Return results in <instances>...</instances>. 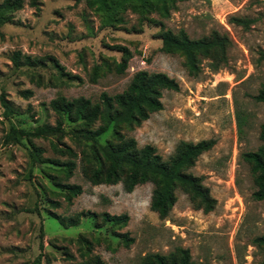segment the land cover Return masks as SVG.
<instances>
[{
    "label": "rangeland",
    "instance_id": "rangeland-1",
    "mask_svg": "<svg viewBox=\"0 0 264 264\" xmlns=\"http://www.w3.org/2000/svg\"><path fill=\"white\" fill-rule=\"evenodd\" d=\"M21 8L0 23V264H141L153 253L169 254L187 248L195 264H264V200H255L250 165L242 154L255 151L264 123V102L254 95L264 85V0H186L176 3L168 18H149L127 8L111 25L89 0H21ZM3 0H0V4ZM252 19L248 28L230 18ZM183 29L189 38L226 34L231 44L217 69L211 57L199 56L197 76L187 73L184 56L160 51V33ZM123 48L131 54L123 73L115 72ZM21 56L15 65L12 56ZM40 59L24 64V56ZM95 65L99 77L91 81ZM139 70L163 72L179 83V90L162 91V109L138 126L121 131L150 144L167 159L180 141L214 138L188 172L201 177L216 205L204 212L180 188L166 218L149 207L153 184L146 182L127 192L121 182L93 185L91 168L81 154L90 148L72 140L76 125L62 119L64 135L26 136L36 126H55L58 115L49 101L83 96L100 102L101 93L114 95L127 88ZM30 91V93H26ZM100 122H96V128ZM13 129L17 137L13 136ZM112 127L101 135L103 142ZM70 147L72 157L53 148ZM40 148L39 159L31 152ZM76 163L65 178L64 161ZM79 184L82 192L69 203L63 184ZM80 211L128 214L125 225L81 216L65 226L59 216ZM133 241L124 246L121 235Z\"/></svg>",
    "mask_w": 264,
    "mask_h": 264
},
{
    "label": "trees",
    "instance_id": "trees-1",
    "mask_svg": "<svg viewBox=\"0 0 264 264\" xmlns=\"http://www.w3.org/2000/svg\"><path fill=\"white\" fill-rule=\"evenodd\" d=\"M186 0H89L90 6H95L97 11L104 14V22L111 25L117 18L119 11L129 8L137 13L140 18L162 26V21L149 18L151 13H157L162 18H168L177 2ZM21 0H3L0 4V23L8 21V14L11 11L21 8ZM232 23L248 28L253 22L252 19L233 16ZM159 38L161 40L160 51L164 53H180L184 56V66L187 73L197 76L200 71L199 56L211 57V66L217 69L218 59L225 60L226 49L231 44L226 34H220L213 30L209 36L196 39L188 37L183 29L174 33L170 29H164ZM123 57L115 65L116 73H123L127 67L131 54L127 48H123ZM264 56V52H262ZM21 56L17 52L12 59L15 65L21 62ZM24 64H40V59L31 58L28 55L23 57ZM100 66L95 65L90 76L91 81H96L99 77ZM179 90V83L163 72L149 73L146 70L137 71L127 88L120 93L108 95L103 92L100 95V102L93 103L89 98L83 96L73 99L59 95L49 101V106L58 115L55 126L48 124L38 125L32 131L24 132L26 136L47 137L58 133V139L65 131L62 127V119L66 117L76 125L73 127L72 140L78 146L86 145L90 148L81 149L83 160L90 164L91 168L87 172L88 180L93 184H115L121 182L127 192H131L136 185L151 182L153 190L149 207L156 212L160 218H166L176 201L175 190L180 188L189 195L191 201L204 212H210L216 205V199L210 195L208 187L201 180V177L188 172L187 169L194 165L197 158L204 152L210 150L216 143L214 138L202 139L197 142L180 141L174 152L163 159L157 153L156 148L150 144L137 147L133 137H127L122 131V125L129 129L138 126L142 121L149 118L153 112L162 109V91ZM26 93H30L27 91ZM258 102H264V85L254 95ZM100 124L93 128L96 122ZM112 127L110 138L101 142V135L109 127ZM13 129V136L17 137ZM260 139L264 141V123L260 128ZM53 148L72 157L76 152L70 147H58L52 143ZM41 149L36 148L31 152L33 161L39 159ZM243 159L250 165L253 175L255 190L252 197L255 200H264V144L255 151H247L242 154ZM75 161L68 159L64 161L62 169L65 178H70L75 168ZM65 188V198L71 203L72 199L82 192L79 184H63ZM100 217L104 222H111L116 225H125L128 221V214H110L108 212L93 213L90 211H80L71 216H59L58 220L62 225L72 226L79 222L81 216ZM124 246H129L133 239L127 233L121 235ZM258 244H264V235L254 239ZM94 264H103L99 257L94 259ZM89 264V263H84ZM141 264H195L190 259L187 248H178L169 254L153 253L147 255Z\"/></svg>",
    "mask_w": 264,
    "mask_h": 264
}]
</instances>
